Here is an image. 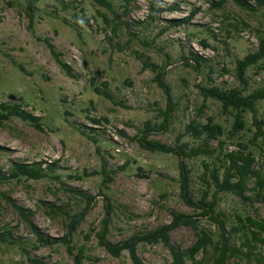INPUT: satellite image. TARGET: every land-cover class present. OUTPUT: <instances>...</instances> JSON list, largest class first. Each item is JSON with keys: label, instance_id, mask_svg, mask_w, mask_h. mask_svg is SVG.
<instances>
[{"label": "rangeland", "instance_id": "obj_1", "mask_svg": "<svg viewBox=\"0 0 264 264\" xmlns=\"http://www.w3.org/2000/svg\"><path fill=\"white\" fill-rule=\"evenodd\" d=\"M108 1L115 14L96 0H0V103L19 104L41 124L38 129L12 116L0 126V173L6 175L0 180V231L12 241L0 242V264H29L26 255L74 264L78 250L83 264H134L127 249L118 256L106 251L99 234L123 241L168 223L172 211L192 215L197 229L217 239L216 223L180 197L178 156L143 147L141 136L171 147L187 143L206 149L183 158L194 199L207 188L204 179L213 167L222 175L229 151H249L253 167L260 168L264 134L252 138V113L243 112V128L231 134L232 112L201 87H239L246 94L264 84V69L248 67L242 86L234 68L264 35V0H246L252 9L231 0H156L161 7L156 13L148 0ZM191 54L203 59L199 67L185 62ZM158 72L166 90L157 84ZM254 112L264 119V99ZM208 120L222 126V135L204 144L203 135L185 131L190 121L200 126ZM15 162L50 168L38 179L10 177ZM253 181L247 180L248 199L217 193L216 211L225 215L226 229L237 215L264 218V187L257 196ZM77 189L92 196L89 203ZM207 190L210 199L213 187ZM6 197L25 209L43 235H67L71 252L64 241L38 244ZM80 212L71 228L70 215ZM168 237L181 251L196 233L179 225ZM229 244L233 252L223 264H264V242L253 243L248 252L235 233ZM135 250L141 264H172L161 241L140 240ZM214 255L208 245L193 257L212 264Z\"/></svg>", "mask_w": 264, "mask_h": 264}, {"label": "trees", "instance_id": "obj_2", "mask_svg": "<svg viewBox=\"0 0 264 264\" xmlns=\"http://www.w3.org/2000/svg\"><path fill=\"white\" fill-rule=\"evenodd\" d=\"M125 1L128 2L129 0ZM231 1L242 9H252L246 0ZM96 2H98L100 6H103L114 13L110 1L96 0ZM257 3L258 5H261L262 1H257ZM148 4L150 11L154 13L161 10V7H159V4L156 2V0H148ZM123 12H127L126 7H124ZM202 43L205 45L204 41H202ZM48 46L60 66L65 70L67 69V72H69L68 65L58 58L57 53L54 51L52 45L48 44ZM189 60H192L194 66L197 68L200 66V62L203 59L196 54H191L189 57L185 58V62L187 63ZM250 66H254L256 69H264V35L258 36V46L256 50L247 52L243 57L237 58L235 60L234 68L236 77L242 86L247 85L245 71ZM161 74L162 72L156 73L155 78L157 84L166 90V84L163 82ZM201 89L204 91L206 97L217 99L220 102L221 109L223 111L230 110L232 112L234 118L230 130L231 134L243 128L244 121L242 118V113L246 110L252 113L251 122L255 127L252 138L256 137L257 135L264 134V119L257 118L254 112L256 103L264 99V84L251 89L246 94L243 93L244 88L239 87L221 89L217 86L211 85L205 87L202 86ZM12 116H15L23 121L30 122L34 127L41 129L39 116L26 111L19 104L10 105L8 103L1 102L0 126L3 125L5 120H8ZM185 131L191 133L195 137H200L203 135L205 144L206 140L217 138L219 135H222L223 128L219 123L209 120L200 126H196L192 121H190L186 125ZM145 138V136H141L138 139L139 143L143 147L161 152H174L178 156V182L180 197L186 205L191 206L193 209H199L203 216H208L216 223V227L218 229V238L214 240L210 231L201 228L197 229V220L192 215L183 212L172 211V218L168 223L159 225L151 230H147L142 234H132L123 241H109L104 239V236L100 233L98 240L100 244L106 249V251L114 256H118L121 250L127 249L132 262L134 264H141L138 256L136 255V243L140 240L151 242L161 241L169 249L170 255L172 257V264H186L185 258L190 260V264H200L201 261H196L193 256L200 250L205 251L206 247L210 245L213 248V254H215L212 264H223L227 254L233 252V248L229 244V239H231L233 234L240 233L242 244L247 247L246 251L248 252L251 251L250 247L253 246V243L264 242L263 217L258 215H237V220L234 225H230V227L226 229L225 225L228 221L225 219V215L220 211H216V195L218 192L229 191L234 193L240 199H248L244 192L247 188V180L250 178H254L253 188L256 189V194L259 196L261 189L264 187V172H261V169L264 167V152L262 154V163L258 169L253 167L252 164L254 162V155H252L249 151L243 152L241 150H237L225 153L224 159L220 165L223 168L222 175L219 177L217 168L213 167L210 170L208 179H204L208 189L213 187L210 199L207 198L209 192L207 188L203 190L202 195L198 199H194L189 185V170L183 158L195 157L200 153L207 152L206 149L202 146L189 147L187 143H180L178 146L171 147L160 143L159 141ZM204 166L207 168L205 163ZM49 168L50 167H45L44 169L39 165V163H32L29 165L27 163L15 162L12 164V169L9 171L8 176L18 177L23 175L38 179L45 177L47 175V169ZM5 178L6 175L0 173V180ZM77 191L84 197L87 203L90 202L92 196L85 194L79 189H77ZM6 199L11 204L13 209L26 221L30 230L35 234V241L38 244L52 245L58 241H64L63 243H66L68 251L71 252L72 247L68 244V239L66 237L67 235H64L63 237H50L43 235L30 221L27 212L22 206L12 202L9 197H6ZM262 199L264 201V196H262ZM105 206L107 207L108 203H105ZM81 215L82 212L77 213V215H70V227L72 224L77 222V217ZM179 225H187L191 227L196 233V239L192 245L181 251L176 249L168 241L169 232ZM0 242H12L7 237L6 231H0ZM83 258L84 256L82 255V252L78 250L77 253L73 254V263L83 264ZM26 259L29 264H49L47 261L38 256L26 255Z\"/></svg>", "mask_w": 264, "mask_h": 264}]
</instances>
